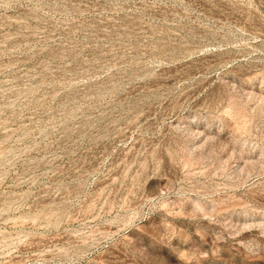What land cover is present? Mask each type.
Here are the masks:
<instances>
[{"label": "rangeland", "instance_id": "1", "mask_svg": "<svg viewBox=\"0 0 264 264\" xmlns=\"http://www.w3.org/2000/svg\"><path fill=\"white\" fill-rule=\"evenodd\" d=\"M0 264H264V0H0Z\"/></svg>", "mask_w": 264, "mask_h": 264}]
</instances>
